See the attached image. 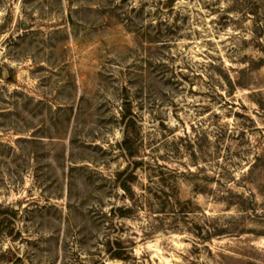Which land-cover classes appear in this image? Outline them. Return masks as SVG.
Returning <instances> with one entry per match:
<instances>
[{"label":"rangeland","instance_id":"obj_1","mask_svg":"<svg viewBox=\"0 0 264 264\" xmlns=\"http://www.w3.org/2000/svg\"><path fill=\"white\" fill-rule=\"evenodd\" d=\"M1 220L0 264H264V0H0Z\"/></svg>","mask_w":264,"mask_h":264},{"label":"trees","instance_id":"obj_2","mask_svg":"<svg viewBox=\"0 0 264 264\" xmlns=\"http://www.w3.org/2000/svg\"><path fill=\"white\" fill-rule=\"evenodd\" d=\"M123 123H124V131L127 135H130L132 130L135 126V119L134 116L127 112L126 114H123L122 117ZM129 139H124L120 144L119 147L122 150H128L130 149ZM130 156V155H129ZM134 164L129 162L126 169L120 173H118L115 177V183L119 189H121L125 194L131 195V183L134 177ZM117 215L123 216V213L121 210H118ZM4 221H0V231L4 229ZM116 248H119L117 244ZM110 259H119L122 260V256L119 254V252H112L109 254Z\"/></svg>","mask_w":264,"mask_h":264},{"label":"water","instance_id":"obj_3","mask_svg":"<svg viewBox=\"0 0 264 264\" xmlns=\"http://www.w3.org/2000/svg\"><path fill=\"white\" fill-rule=\"evenodd\" d=\"M2 77H5V72H2ZM14 209L17 210V207H15Z\"/></svg>","mask_w":264,"mask_h":264}]
</instances>
